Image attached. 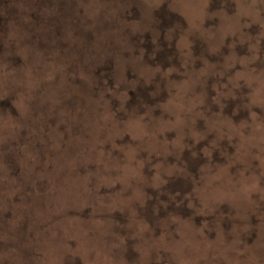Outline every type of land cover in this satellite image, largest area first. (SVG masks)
<instances>
[{"label": "rangeland", "instance_id": "1", "mask_svg": "<svg viewBox=\"0 0 264 264\" xmlns=\"http://www.w3.org/2000/svg\"><path fill=\"white\" fill-rule=\"evenodd\" d=\"M50 9L87 52L31 40ZM0 50L46 136L8 165L0 122V264H264V0H0Z\"/></svg>", "mask_w": 264, "mask_h": 264}, {"label": "trees", "instance_id": "2", "mask_svg": "<svg viewBox=\"0 0 264 264\" xmlns=\"http://www.w3.org/2000/svg\"><path fill=\"white\" fill-rule=\"evenodd\" d=\"M75 11V10H74ZM65 12H66V14H67V16L68 17H70V15L72 16V12H73V10L72 9H70V11L68 10V11H66L65 10ZM79 12H80V10H79ZM75 16H77V15H75ZM71 18H74V17H71ZM78 18V17H77ZM76 18V20L78 21V19ZM30 20H31V17H30ZM77 21H75L74 19L71 21V24H72V26L74 27L75 25H76V23H77ZM79 22V21H78ZM61 24V23H60ZM84 24V23H83ZM64 25H66V23L64 24ZM64 25L62 26V34H65V28H64ZM88 26V25H87ZM44 33V32H43ZM48 33V32H47ZM57 48H59V50H61V52H64V53H60V54H65V55H67L70 51H71V49H72V45H69V40H66V42H64V44L63 45H57ZM60 52V51H59ZM76 54H73L72 56H75ZM157 58V57H156ZM103 63V62H102ZM108 64H110V63H108ZM111 65V66H110ZM110 65H108V68H106V67H104L103 66V64L102 65H100L99 67H98V69H94L95 70V74H96V78H97V81H96V84H95V87L97 86V91L98 92H103V88L105 87L104 86V82H106L107 83V81H109L111 78H112V76H111V74H112V72H113V66H112V64H110ZM144 100H145V98H144ZM10 104L11 103H2L1 102V109L2 110H4L5 112H6V114L8 115V117L10 118H15L14 116H16V115H14L13 113V115L14 116H12L11 115V111H10ZM47 119H49L48 117H45V118H41V120H43V121H45L46 122V125H47ZM3 120H5V118H3V119H1L0 120V122H1V124L4 126V129H5V136H6V141H5V143H2V145H3V147L2 148H4V149H6L5 147L7 146V147H9V150H8V152L7 153H5L6 154V157H8V159L6 160L7 161V163H8V165H12L13 164V161H17V158H15V157H10L9 155H10V152H11V150H13V151H15L16 152V150H18V152H20V151H22V149H24V147L28 144V145H32V142H29V141H32V140H34V141H36V144H39V143H41L40 141H39V139H41V138H44V137H46V136H44L43 135V137H40V136H38V135H35V133H30L29 131H28V129L27 128H25V129H23V132H20V131H17V133H15L14 131H13V127H14V125H8V123H6L5 121H3ZM7 120V119H6ZM15 120H16V122L21 126H23V125H25V122H24V120H20L19 118H15ZM8 121V120H7ZM33 124V123H32ZM63 124H66V126H67V122H64ZM27 127H29V125L27 126ZM43 128V127H42ZM45 128V127H44ZM14 134H16V137H14L13 138V136H14ZM43 134V133H42ZM7 137H10V138H13L12 140L11 139H8ZM35 144V143H34ZM12 153V152H11ZM40 153H41V155H43V152H41L40 151ZM15 166V165H14ZM15 169V168H14ZM16 169H17V167H16ZM15 173H16V171H15ZM14 173V174H15ZM176 184V183H175ZM176 186V185H175ZM172 187L171 189H174V188H177V187ZM168 192L170 193V194H173L172 192H170V189L168 190ZM177 193H179V192H177ZM180 196H182V194L180 195ZM161 197H162V199H167L166 197H165V195L164 194H162L161 195ZM180 198V197H179ZM155 203H157V207L159 208V209H162V207L164 208V209H166V208H168L169 206H170V204H169V206L168 205H163L162 203H160V202H158V201H155L154 202V204ZM145 217H146V215H144ZM109 217H110V220H112L113 222H114V217H111V215H109ZM118 217V218H117ZM120 224L122 227L121 228H123V230L125 229V226L127 225L126 223H128V221L126 220V218H125V216L123 215V216H116V220H115V224ZM122 232H125V231H121V233Z\"/></svg>", "mask_w": 264, "mask_h": 264}, {"label": "flooded vegetation", "instance_id": "3", "mask_svg": "<svg viewBox=\"0 0 264 264\" xmlns=\"http://www.w3.org/2000/svg\"><path fill=\"white\" fill-rule=\"evenodd\" d=\"M45 5H47V4H44V6ZM39 8L41 9V7H38V6L34 7L33 6L32 7V12L28 16L29 17V20H30V17H31V20L30 21L33 23L34 27H35L36 23H39L38 22L39 21L38 14L36 12V11H38ZM53 9H55V8L53 7ZM53 9H50L49 13H46V15L49 16V17L45 18V22H44V23H46L45 25H47L49 27L51 26V29H50L51 31L49 33H47V34H41L40 35V33H36V35H32L33 38L31 40L39 41L41 43L43 42L42 43L43 46H44V41H47V40L53 41L54 42V45H57V44L58 45H63L64 42H66V40H67L65 34H62L63 32L61 31L62 30V26L66 22L65 18L61 16L65 12V6L64 7H61V5L58 6V9H59L61 15L60 14H57V15L62 17V21L63 22H58V21L57 22H51L50 15L52 14V12H55ZM53 15H55V14H53ZM32 17H33V20H32ZM46 32H48V31H46ZM0 52H1V50H0ZM10 108H13V105L10 104ZM4 114H6V112L1 109V102H0V120L3 119ZM5 117H6L7 120H10V118L8 117V115L5 116ZM14 117L17 118V116H14Z\"/></svg>", "mask_w": 264, "mask_h": 264}, {"label": "water", "instance_id": "4", "mask_svg": "<svg viewBox=\"0 0 264 264\" xmlns=\"http://www.w3.org/2000/svg\"><path fill=\"white\" fill-rule=\"evenodd\" d=\"M80 10V9H79ZM65 26H67V25H64V28H65ZM69 26H71V25H69ZM104 28V26H102V28L100 29V31L102 30ZM46 33V32H45ZM47 34V33H46ZM87 41V44L90 42V40H86ZM78 42H81L79 45L78 44H76V43H74V42H72V41H69V45H72V49H71V51L67 54V55H65V54H60V53H64V52H59L58 50H53L54 48H57V46L56 45H54V43H53V41H50V40H47V41H44V46H42L44 49H47L48 51L50 50V54L51 55H53V57H55L56 55H61V56H63V57H66V56H68V55H73V54H76V56H78V57H80V52L83 50V49H85V47H82L83 46V44H84V42H85V40H84V37H82V38H79L78 39V41H77V43ZM39 45H41V42H39L38 43ZM90 44V43H89ZM38 45V46H39ZM88 51V49L86 48L85 49V51H84V53L85 52H87ZM83 63V62H82ZM12 109H14V106H13V108ZM13 114L14 115H18V112L17 111H13ZM5 116H7V114H4V116H3V118H5V120H3V121H5L6 123H8V121H12V118L10 117V120H6V117ZM28 118V117H27ZM38 118L39 119H41V117L40 116H38ZM28 119H30L31 121H33L31 118H28ZM14 121H16L15 119H14ZM46 124V122L45 123H43V125H45ZM9 125V124H8ZM16 128V127H15ZM26 127H25V125H21L18 129L16 128L15 130L16 131H20V132H23V129H25ZM27 129H28V131L30 132V133H32L33 134V132L31 131V128L30 127H27Z\"/></svg>", "mask_w": 264, "mask_h": 264}]
</instances>
